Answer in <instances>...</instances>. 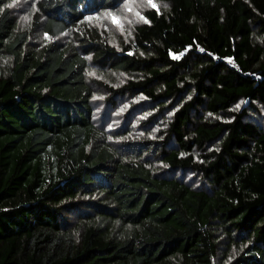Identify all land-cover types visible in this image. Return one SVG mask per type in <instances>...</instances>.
<instances>
[{
	"label": "trees",
	"instance_id": "16d2710c",
	"mask_svg": "<svg viewBox=\"0 0 264 264\" xmlns=\"http://www.w3.org/2000/svg\"><path fill=\"white\" fill-rule=\"evenodd\" d=\"M134 2L0 0V264H264V0Z\"/></svg>",
	"mask_w": 264,
	"mask_h": 264
},
{
	"label": "snow or ice",
	"instance_id": "6c2138e0",
	"mask_svg": "<svg viewBox=\"0 0 264 264\" xmlns=\"http://www.w3.org/2000/svg\"><path fill=\"white\" fill-rule=\"evenodd\" d=\"M16 2H18V0H13V3L6 5V7L11 8V7H13V5H14ZM147 4L150 5V6L153 7V8H157V10H158V6H157L155 3H153V0H147ZM144 6H145L144 4L136 5V7H144ZM165 7H167V5H165ZM124 8H125L126 10H128V11H133V5H132L131 2H130V3H126V4L124 5ZM2 10H3V9H0V11H2ZM135 15L138 16V17L140 18V20H144V22H147V21L144 19V17L140 16V13H139V12H136ZM104 16H105V18H107V17H113V18H114V19H113V22H114V23H117V20H116V18H115V14H114V13L108 12V13H105ZM30 18H31L30 16H25V17H23V19H24L26 22L29 21ZM89 19H90V20H91V19H99V17H95V18H93V17H89ZM129 23H131V21H129ZM46 38H47V37H46ZM174 58L179 59L178 56H177V57H174ZM89 75H95V73H89Z\"/></svg>",
	"mask_w": 264,
	"mask_h": 264
},
{
	"label": "rangeland",
	"instance_id": "374dc122",
	"mask_svg": "<svg viewBox=\"0 0 264 264\" xmlns=\"http://www.w3.org/2000/svg\"><path fill=\"white\" fill-rule=\"evenodd\" d=\"M140 2V0H135L134 3H138ZM124 10V16L123 18H120V23L121 25H124V26H129L131 23H129V21L132 22V17L130 15L127 14V10L126 9H123Z\"/></svg>",
	"mask_w": 264,
	"mask_h": 264
},
{
	"label": "built area",
	"instance_id": "2783aa9c",
	"mask_svg": "<svg viewBox=\"0 0 264 264\" xmlns=\"http://www.w3.org/2000/svg\"><path fill=\"white\" fill-rule=\"evenodd\" d=\"M225 60H227V59H225ZM227 61H228V63H229L231 66H233V67L235 68V70H239V68L237 67V65L235 64V62H234L233 60L228 59Z\"/></svg>",
	"mask_w": 264,
	"mask_h": 264
}]
</instances>
